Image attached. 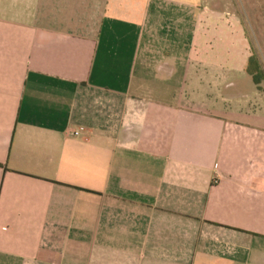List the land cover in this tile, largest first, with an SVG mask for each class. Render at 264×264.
<instances>
[{
    "label": "crops",
    "instance_id": "1",
    "mask_svg": "<svg viewBox=\"0 0 264 264\" xmlns=\"http://www.w3.org/2000/svg\"><path fill=\"white\" fill-rule=\"evenodd\" d=\"M212 30L205 0H0V264H264V105Z\"/></svg>",
    "mask_w": 264,
    "mask_h": 264
},
{
    "label": "rangeland",
    "instance_id": "2",
    "mask_svg": "<svg viewBox=\"0 0 264 264\" xmlns=\"http://www.w3.org/2000/svg\"><path fill=\"white\" fill-rule=\"evenodd\" d=\"M207 17L210 23L219 27V30L211 31L213 38L221 39L223 34L230 33V27H240L248 41L251 57L255 52L264 67V0H205V19ZM239 51L237 48V56L243 54L245 57V50ZM244 57L236 63L234 76L230 75L227 79L225 89L235 88L241 91L245 100L259 108L264 105V97L261 99L256 93L264 95V83L260 90L254 78L247 72ZM230 83L233 84L231 88L227 87Z\"/></svg>",
    "mask_w": 264,
    "mask_h": 264
},
{
    "label": "trees",
    "instance_id": "3",
    "mask_svg": "<svg viewBox=\"0 0 264 264\" xmlns=\"http://www.w3.org/2000/svg\"><path fill=\"white\" fill-rule=\"evenodd\" d=\"M247 72L254 78L259 89L262 90L261 85L264 83V67L261 59L255 52L249 60Z\"/></svg>",
    "mask_w": 264,
    "mask_h": 264
},
{
    "label": "built area",
    "instance_id": "4",
    "mask_svg": "<svg viewBox=\"0 0 264 264\" xmlns=\"http://www.w3.org/2000/svg\"><path fill=\"white\" fill-rule=\"evenodd\" d=\"M75 136H79V133H75Z\"/></svg>",
    "mask_w": 264,
    "mask_h": 264
}]
</instances>
